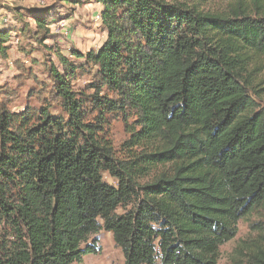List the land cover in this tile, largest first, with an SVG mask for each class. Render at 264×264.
<instances>
[{
    "label": "trees",
    "instance_id": "trees-1",
    "mask_svg": "<svg viewBox=\"0 0 264 264\" xmlns=\"http://www.w3.org/2000/svg\"><path fill=\"white\" fill-rule=\"evenodd\" d=\"M95 1L105 42L50 67L62 115L14 113L0 88V264H79L102 230L122 264H218L238 222L264 214V111L251 95L264 91V0H219L214 13ZM49 13L18 17L46 39ZM11 35L0 28V59ZM78 75L91 82L74 91ZM115 114L132 119L121 158L104 137ZM251 230L231 264H264V224Z\"/></svg>",
    "mask_w": 264,
    "mask_h": 264
},
{
    "label": "rangeland",
    "instance_id": "rangeland-1",
    "mask_svg": "<svg viewBox=\"0 0 264 264\" xmlns=\"http://www.w3.org/2000/svg\"><path fill=\"white\" fill-rule=\"evenodd\" d=\"M168 1L196 7L203 13H214L225 8L219 0ZM47 9H50L51 13L47 15L50 32L46 39L43 31L37 32L32 19L18 17L30 10L44 12ZM100 10V4L95 0H82L78 6L63 3V0H0V28L12 30L9 43L11 48L7 50V58L0 59V88L6 86L10 91L9 96H3L2 100L12 112H22L25 108L37 110L49 105L53 115H62L58 100L54 95L50 67L54 66L61 73L57 55L75 64H80L70 58L71 51L75 50L85 54L102 46L106 40V34L101 30L97 18ZM60 21L67 23L68 35L51 32L50 27ZM24 25H27V28L22 31ZM261 79H264V75ZM259 81L263 82V86L259 88H264V80H257L256 84ZM90 82L89 75H78L71 82V86L74 91L84 90ZM251 95L256 108L264 111V91L258 95L251 92ZM105 118L104 137L110 142L116 157L121 158L124 154V143L128 139L126 127L132 123V119L126 122L121 114L107 115ZM102 177L107 184L117 186L116 180L108 173H103ZM148 181L150 178H145L139 183L144 184ZM123 212L122 209L117 210V214ZM257 224H264V214L257 212L238 222L236 237L219 249L218 264H231L232 251L240 241L255 236L251 226ZM94 240L97 241V253L85 256L79 264L123 263L122 252L115 246L111 233L102 230L98 235L90 236L87 244L91 245Z\"/></svg>",
    "mask_w": 264,
    "mask_h": 264
},
{
    "label": "built area",
    "instance_id": "built-area-1",
    "mask_svg": "<svg viewBox=\"0 0 264 264\" xmlns=\"http://www.w3.org/2000/svg\"><path fill=\"white\" fill-rule=\"evenodd\" d=\"M99 19V17H97ZM65 21H60L50 27L52 28L51 32L53 34H58V33H63L64 35H68V31L66 30V25Z\"/></svg>",
    "mask_w": 264,
    "mask_h": 264
}]
</instances>
